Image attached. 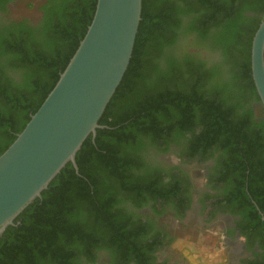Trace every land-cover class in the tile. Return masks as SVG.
<instances>
[{
    "label": "trees",
    "instance_id": "trees-1",
    "mask_svg": "<svg viewBox=\"0 0 264 264\" xmlns=\"http://www.w3.org/2000/svg\"><path fill=\"white\" fill-rule=\"evenodd\" d=\"M34 1L0 0V155L57 84L98 2L41 0L37 23L12 17ZM263 19L264 0H143L103 128L77 152L79 172L69 162L0 235V264H158L162 231L141 209L185 205L188 180L154 166L173 144L193 161L214 159L209 179L250 249L258 243L252 263L264 264V105L252 75Z\"/></svg>",
    "mask_w": 264,
    "mask_h": 264
},
{
    "label": "water",
    "instance_id": "water-1",
    "mask_svg": "<svg viewBox=\"0 0 264 264\" xmlns=\"http://www.w3.org/2000/svg\"><path fill=\"white\" fill-rule=\"evenodd\" d=\"M143 0H98L88 31L24 130L0 155V235L72 162L99 121L132 58ZM252 75L264 105V19L252 43ZM264 222V213L256 204Z\"/></svg>",
    "mask_w": 264,
    "mask_h": 264
},
{
    "label": "flooded vegetation",
    "instance_id": "flooded-vegetation-1",
    "mask_svg": "<svg viewBox=\"0 0 264 264\" xmlns=\"http://www.w3.org/2000/svg\"><path fill=\"white\" fill-rule=\"evenodd\" d=\"M40 3L41 0H35L33 8H30L31 3L25 4L24 6L27 8H19L16 10L17 14L14 13L12 17L15 18L20 13L25 14L24 12H26L25 17H29L32 22L37 23L41 19V13L38 11ZM11 4L12 2L9 3L10 6H12ZM93 140L95 141V139ZM182 150L183 148L174 144L169 146L166 152L158 155L154 166L157 167V170L164 171L162 174L165 179H168L169 174L174 173L188 180L190 186L184 193L185 205L183 209L175 212L174 204H172L166 207L168 210L163 216L155 213L152 206L149 205L141 209V212L146 214L147 225L158 224L157 227H160V231H162L160 236L164 238V244L162 248L153 253L158 264H174L161 259L160 252L166 250L176 238L178 240L180 236L186 235L187 229L181 230L178 225H185L188 220L192 221V224L195 225L194 229L199 232L212 226L218 228L220 231L218 233L219 242L224 245V249L216 255L221 257V261H224L225 264H253L252 261L255 259L253 251H258V243L252 242L250 245L253 244V249H250L249 243L238 225L240 216L224 210L223 206L227 204V201L223 199V192L216 188L217 182H211L209 179L210 176L214 178L217 173L213 169L214 159H207L200 163L189 159L188 154H181ZM220 201H222L221 205H217ZM157 209L162 210L163 207L158 204ZM172 222L176 225L175 227ZM79 262L80 264H89L83 263L82 260Z\"/></svg>",
    "mask_w": 264,
    "mask_h": 264
},
{
    "label": "rangeland",
    "instance_id": "rangeland-1",
    "mask_svg": "<svg viewBox=\"0 0 264 264\" xmlns=\"http://www.w3.org/2000/svg\"><path fill=\"white\" fill-rule=\"evenodd\" d=\"M175 226L173 223V227ZM178 226L181 230L187 229L186 235L183 236L182 231V237L173 240L166 250L160 252L161 259L174 264L182 262L184 264H225L221 261L222 258L216 255L224 249V245L219 242L220 231L216 226L208 227L201 232L194 229L195 225L191 220L185 222V225Z\"/></svg>",
    "mask_w": 264,
    "mask_h": 264
}]
</instances>
